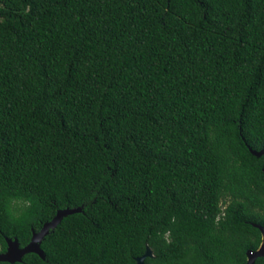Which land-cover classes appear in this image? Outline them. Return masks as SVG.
I'll use <instances>...</instances> for the list:
<instances>
[{"label":"trees","instance_id":"obj_1","mask_svg":"<svg viewBox=\"0 0 264 264\" xmlns=\"http://www.w3.org/2000/svg\"><path fill=\"white\" fill-rule=\"evenodd\" d=\"M251 149L264 0H0L1 251L81 207L12 264H245Z\"/></svg>","mask_w":264,"mask_h":264},{"label":"water","instance_id":"obj_2","mask_svg":"<svg viewBox=\"0 0 264 264\" xmlns=\"http://www.w3.org/2000/svg\"><path fill=\"white\" fill-rule=\"evenodd\" d=\"M251 152L256 156L264 155V149L259 151L251 149ZM79 211H81V207L59 209L55 216L51 220L44 222L38 231H32L30 241L23 247H20L17 238L12 239L6 237V249L3 252H0V262H7L10 264L20 262L26 253H36L41 258H44V251L40 247L42 239L49 233L50 230L54 229L58 225L64 216ZM256 226L260 229L262 234L261 244L258 249L248 251L247 262L245 264H254L257 257L264 256V227L258 224ZM151 256H153L152 250L149 246H147L145 253L136 258V264H144L145 258Z\"/></svg>","mask_w":264,"mask_h":264},{"label":"built area","instance_id":"obj_3","mask_svg":"<svg viewBox=\"0 0 264 264\" xmlns=\"http://www.w3.org/2000/svg\"><path fill=\"white\" fill-rule=\"evenodd\" d=\"M0 252H2V251H1V245H0Z\"/></svg>","mask_w":264,"mask_h":264}]
</instances>
